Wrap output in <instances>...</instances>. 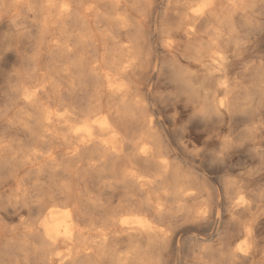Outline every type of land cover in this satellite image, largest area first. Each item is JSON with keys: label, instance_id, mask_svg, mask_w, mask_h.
Here are the masks:
<instances>
[{"label": "bare ground", "instance_id": "1", "mask_svg": "<svg viewBox=\"0 0 264 264\" xmlns=\"http://www.w3.org/2000/svg\"><path fill=\"white\" fill-rule=\"evenodd\" d=\"M171 2L153 34L171 58L169 81L177 87L173 75L187 74L183 106L195 111L223 100L229 122L233 112L252 113L258 150L264 0H212L199 13L204 0ZM148 8L149 0H0V54L12 58L0 79V264H148L154 246L174 241L162 228L171 209L189 220L206 213L197 229L217 231L241 197L259 224L264 207L244 181L232 177L221 193L207 187L202 159L188 163L189 175L162 147L160 120L147 111L141 86ZM180 57L192 61L189 73ZM213 80L216 87H204ZM84 167L120 183L116 207L103 199L116 193L109 186L76 192L73 169ZM235 230L243 239L236 249L260 264L255 229L250 235L241 220Z\"/></svg>", "mask_w": 264, "mask_h": 264}, {"label": "snow or ice", "instance_id": "2", "mask_svg": "<svg viewBox=\"0 0 264 264\" xmlns=\"http://www.w3.org/2000/svg\"><path fill=\"white\" fill-rule=\"evenodd\" d=\"M212 7V0H204L201 9L196 11L199 13ZM157 45H159V40ZM164 47H172V41L167 40ZM224 70L225 66L221 65L220 71L223 72ZM5 74V72H0V77ZM173 80L178 86L172 88L171 92L165 95L164 102L167 105L165 121L174 127L176 140L183 142L185 155L189 160L203 159L205 169L212 176L225 178L223 181H216L220 186L221 193L224 192V185L232 186L234 183L232 177H236L237 180L245 182L247 190L252 193L253 202L258 198L261 206L264 207V141L258 150L253 148L256 129L250 126L252 113L233 112L231 115L236 116L237 119L229 122L225 117L230 113L223 100L215 108H198L195 111L191 107L185 109L183 97L186 94V88L179 85H189L187 74L181 72L173 75ZM204 87L209 89L216 87L215 80L206 83ZM219 87L226 88L227 85L221 82ZM261 114L264 117V100L261 103ZM193 129H197L201 134L198 137H193L191 135ZM260 133L264 136V127H261ZM249 157L252 159V166L245 163ZM238 158L239 163H237ZM257 173H259L258 176ZM247 204L248 201L244 200L243 197L236 200L229 209V211L239 209L236 215L231 216L226 221H220L221 235L218 240L220 252H223L229 235L241 223V220H244L250 235H253V229H255L253 243L264 249V212L261 213L259 224H257L256 216L248 218ZM221 207L223 208V205ZM206 218V213L197 214L195 218L188 221L192 225L188 231H197V226L203 223ZM181 220L183 217L174 223L178 224ZM182 243L184 247H188L189 244H199L200 241L194 237L190 242L184 241ZM173 250H175V241H173ZM229 256L231 260H221L219 264H250L248 254L243 248H237L234 252H230ZM260 264H264V259L260 261Z\"/></svg>", "mask_w": 264, "mask_h": 264}, {"label": "rangeland", "instance_id": "3", "mask_svg": "<svg viewBox=\"0 0 264 264\" xmlns=\"http://www.w3.org/2000/svg\"><path fill=\"white\" fill-rule=\"evenodd\" d=\"M173 5L174 4L171 0H149L147 25L145 27V34L142 38L143 61L146 74L141 82V86L143 88V94L145 95L144 98L147 111L156 115L160 120V126L158 125L157 130L162 147L170 151L168 155L171 157L174 167H179L181 170L186 171L190 175L191 168L188 163L192 160L188 159L185 152H181L179 142L176 140L174 127L165 121V113L167 111V105L164 102L165 95L170 93L172 88H175V84L169 81L168 78L169 71L172 70L171 58L161 50L160 43L157 45L159 38L156 34H153V32H157L159 25L164 20L165 12H171L170 8L173 7ZM1 27L2 25L0 28ZM5 52L7 51H3L2 54H0V72L6 73L12 65V58L8 55V52ZM178 59H180L178 64L181 69L189 73L190 63L192 61L186 60L182 57ZM175 67H177V65ZM5 68L7 70H5ZM3 77H0V79L2 80ZM4 82H0L1 91H3L2 88H5L6 81ZM169 84H171V87H169ZM184 108L187 109L188 107ZM195 132L200 133L198 130L195 131L193 129L191 135L193 136L196 134ZM180 156L184 159L182 160ZM237 163H239V158ZM245 163L249 166L251 165L249 159L246 160ZM88 170L89 169L86 167L80 171L76 168L73 169L74 172H77L75 175H72V183L74 188L77 189L76 192H80V194L85 193L84 185L93 190L101 188L104 185L109 186L110 188L107 187L105 189L109 192L113 189L116 193H114L112 199H110V195L105 196L106 194H104L103 199L111 200L109 203L111 204V207H116L118 202L121 201L122 196L119 189L120 183L113 181V179L94 178L96 175L94 176L93 172ZM203 170L208 175L207 187L210 185V187L218 190L220 186L216 183V181L222 180L223 177L212 176L208 170L205 169V167ZM119 194L121 196H119ZM167 215L163 221L162 228L168 232V235H172L174 237L175 250H173V241L170 244H157L150 250V253H147L146 255L145 259L148 264H162V262L163 264H168V262H170V264H219L221 260H231V257L229 256L230 251H228V249L231 248L230 250H236V246L242 244L243 242L240 232L234 229V231L229 235L227 243L224 245L223 252H220L218 250L220 248L218 243L221 235L220 229L217 231H212V229H197V231L191 232L188 231V228L192 227V225L188 223L189 219L183 218V220L176 224L174 222L181 217L179 213H176L174 209H171L170 213ZM194 237L197 238L200 243L195 245L189 244L188 247H184L182 242H190ZM257 258L250 260V264H257ZM115 260L116 255L114 256L113 261Z\"/></svg>", "mask_w": 264, "mask_h": 264}]
</instances>
